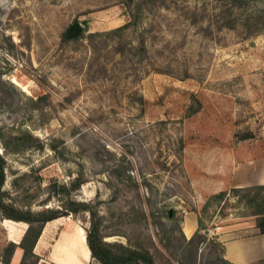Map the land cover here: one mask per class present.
Instances as JSON below:
<instances>
[{"label":"rangeland","instance_id":"obj_1","mask_svg":"<svg viewBox=\"0 0 264 264\" xmlns=\"http://www.w3.org/2000/svg\"><path fill=\"white\" fill-rule=\"evenodd\" d=\"M242 147L264 148V0H0L7 202H85L112 252L223 264L206 230L253 212L203 182L229 177ZM188 212L205 228L190 241ZM91 215L46 225L26 264H98L81 245ZM27 227L0 211V251Z\"/></svg>","mask_w":264,"mask_h":264},{"label":"trees","instance_id":"obj_2","mask_svg":"<svg viewBox=\"0 0 264 264\" xmlns=\"http://www.w3.org/2000/svg\"><path fill=\"white\" fill-rule=\"evenodd\" d=\"M79 32L68 31L66 37H78ZM25 140L31 141L28 134L23 133ZM5 183V167L4 157L0 154V211L5 219L15 222H23L28 225L21 240L18 243L9 242L4 251H0V262L2 264H10L11 258L17 248L22 250V257L20 264H26L25 260L35 257L34 248L42 234L45 225L58 219L61 216H67L69 214H77L78 212L84 219L85 214L91 215L90 226L85 231V241L90 252V256L98 264H153V258L147 251H138L125 249L120 247L118 253L112 252L101 241L99 231L96 223L94 222V215L91 212H95L90 205L85 202L72 204L75 208H67L64 212L59 209L49 208L47 210L39 212H31L30 209L23 210L9 203L5 200V193L3 192V185ZM239 199L240 203H245L249 208H252L255 224L260 233H264V186L248 187L242 189L231 190ZM244 193L243 195H239ZM218 196H224L223 192H220ZM201 226V223H200ZM191 240V239H190ZM188 240V241H190ZM217 244H219L217 242ZM220 245L221 253H223V247ZM36 258V257H35ZM223 264H228L221 259ZM264 264V262H262ZM29 264H36V261Z\"/></svg>","mask_w":264,"mask_h":264},{"label":"crops","instance_id":"obj_3","mask_svg":"<svg viewBox=\"0 0 264 264\" xmlns=\"http://www.w3.org/2000/svg\"><path fill=\"white\" fill-rule=\"evenodd\" d=\"M241 149L243 154H247L242 155L243 159L229 166L227 169L229 177L223 176L222 173V176L214 174L212 178L207 177L204 180L203 186L205 191L208 192L206 196L216 195L232 189L264 186V148L257 153L251 151L250 147H242ZM183 219L182 231L188 240L200 231L203 233L205 228L200 226L197 213H185ZM255 219L254 216L227 213L219 223H216L220 224L221 228L214 240L223 247L222 259L228 264H263L264 233H260L256 227ZM55 220L57 221V219ZM55 220L48 222L46 225ZM38 242L34 250L38 249ZM34 253L38 255L37 252ZM21 257L22 250L17 248L10 264H20ZM56 262V264H67L63 260ZM0 264L2 263L0 262Z\"/></svg>","mask_w":264,"mask_h":264},{"label":"built area","instance_id":"obj_4","mask_svg":"<svg viewBox=\"0 0 264 264\" xmlns=\"http://www.w3.org/2000/svg\"><path fill=\"white\" fill-rule=\"evenodd\" d=\"M220 226L219 225H216L214 227H210L206 230V234L209 236V237H212V236H215L218 234L219 230H220Z\"/></svg>","mask_w":264,"mask_h":264},{"label":"bare ground","instance_id":"obj_5","mask_svg":"<svg viewBox=\"0 0 264 264\" xmlns=\"http://www.w3.org/2000/svg\"><path fill=\"white\" fill-rule=\"evenodd\" d=\"M69 242H74V238H73V236L72 235H68V237L63 241V242H61V244H68ZM84 248H86V249H88L87 248V244H86V242H85V239H84V241L82 242V244H81ZM80 245V246H81Z\"/></svg>","mask_w":264,"mask_h":264}]
</instances>
